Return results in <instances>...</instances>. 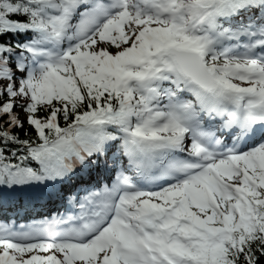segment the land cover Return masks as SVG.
<instances>
[{
	"label": "snow or ice",
	"instance_id": "snow-or-ice-1",
	"mask_svg": "<svg viewBox=\"0 0 264 264\" xmlns=\"http://www.w3.org/2000/svg\"><path fill=\"white\" fill-rule=\"evenodd\" d=\"M0 264H264V0H0Z\"/></svg>",
	"mask_w": 264,
	"mask_h": 264
}]
</instances>
